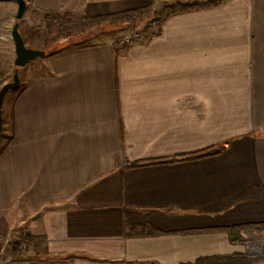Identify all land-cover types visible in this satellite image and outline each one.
Instances as JSON below:
<instances>
[{
	"label": "crops",
	"instance_id": "obj_1",
	"mask_svg": "<svg viewBox=\"0 0 264 264\" xmlns=\"http://www.w3.org/2000/svg\"><path fill=\"white\" fill-rule=\"evenodd\" d=\"M153 1L26 0L25 12L92 17ZM20 77L8 118L3 109L0 248L45 241L0 264H180L236 252L264 264V228L236 240L225 229L264 224V0L176 12L125 51L113 39L73 40Z\"/></svg>",
	"mask_w": 264,
	"mask_h": 264
},
{
	"label": "rangeland",
	"instance_id": "obj_2",
	"mask_svg": "<svg viewBox=\"0 0 264 264\" xmlns=\"http://www.w3.org/2000/svg\"><path fill=\"white\" fill-rule=\"evenodd\" d=\"M219 1L220 0H181L170 4L171 1L169 0H154L148 6L146 5L147 7L143 12L135 14L133 18L112 22V18H96L90 20L91 17L88 16L86 17L90 19L87 18L85 21L79 20L78 17L85 16L73 15L71 13H69L70 16H67L63 21H59L61 19H59L57 15L47 19L41 15H30L28 11L24 13L22 19H18L16 17L18 10L17 1L0 0V89L5 83L13 80L15 73L16 65L14 61L16 52L11 33L17 21L20 23L23 20L22 33L26 40L30 44L43 45L45 52H54L73 40L91 42L107 39H113L120 52L135 46V44L146 43L159 35L162 23L174 14L163 19L168 8L172 7L179 9L177 11L179 12L191 8L206 7L210 4L218 3ZM185 5L189 6L184 7ZM183 8L187 9L180 10ZM57 14L59 15L60 13ZM22 69L23 67L19 68V75H21ZM22 86L23 84L21 83L20 77L18 87L7 93L3 103L4 115L6 118L9 117L14 96ZM2 135L7 136L6 133H2ZM3 144L4 141L1 142L0 149L3 148ZM20 242H25L26 245L21 247ZM30 244H33V242L29 240V236H22L19 241H17L14 248L8 245L4 253L3 249L0 248V254L8 255L10 251H15L14 253L17 254L18 252L28 249ZM252 250L256 251L258 249L253 248Z\"/></svg>",
	"mask_w": 264,
	"mask_h": 264
},
{
	"label": "trees",
	"instance_id": "obj_3",
	"mask_svg": "<svg viewBox=\"0 0 264 264\" xmlns=\"http://www.w3.org/2000/svg\"><path fill=\"white\" fill-rule=\"evenodd\" d=\"M148 6V5H147ZM147 6H143V7H137V8H133V9H129V10H125V11H121V12H117V13H112V14H106V15H100V16H93L90 18L88 17H78L79 20H86L87 18L92 20V19H96V18H101V19H106V18H112V22H117V21H124V20H128L133 18V16L135 14H140L141 12H143L145 10V8ZM189 5H185L184 7H188ZM187 8H183L180 10H184ZM179 9H175V8H168L165 16L163 17V19H166L169 15L177 12ZM59 16V21H63L65 18H67V16L69 17L70 14L67 12H63L55 15H46V18H52V16ZM73 17V16H72ZM11 138H9L8 141H10ZM8 143V142H7ZM5 146L3 148L0 149V154L1 152L4 150ZM213 151L209 152L208 150L206 151H199L196 153H192V154H186V155H181L180 157L177 158H169V159H163V160H157V161H151L150 163H154V162H175L178 160H186V159H194L197 157H201L203 155H207V154H211ZM142 162H133L130 163L129 165H127V167H135L138 165H141ZM243 228H264V224H249V225H240V226H232V227H227L225 228L230 234L231 237L233 238V240L238 239L239 237L236 235V232L243 229ZM26 238V237H25ZM29 240L31 242H36V240H38V242H43L45 241V239L43 238V240L39 237H29ZM252 263V258L245 254V253H240V252H236L234 254H217V255H206V256H200L198 258H196L194 261H187V262H182L180 264H251Z\"/></svg>",
	"mask_w": 264,
	"mask_h": 264
},
{
	"label": "water",
	"instance_id": "obj_4",
	"mask_svg": "<svg viewBox=\"0 0 264 264\" xmlns=\"http://www.w3.org/2000/svg\"><path fill=\"white\" fill-rule=\"evenodd\" d=\"M18 3V10L16 17L21 19L27 8L26 0H16ZM12 38L14 41V47L16 52L15 58V73L13 80L5 83L0 89V138L3 133V103L7 93L13 89H16L20 83L19 68L27 65L29 61L46 54L44 49L30 48L25 44L24 38L19 30V21L15 22L12 28ZM250 254V253H249Z\"/></svg>",
	"mask_w": 264,
	"mask_h": 264
},
{
	"label": "built area",
	"instance_id": "obj_5",
	"mask_svg": "<svg viewBox=\"0 0 264 264\" xmlns=\"http://www.w3.org/2000/svg\"><path fill=\"white\" fill-rule=\"evenodd\" d=\"M26 244H25V242H20V246L21 247H23V246H25Z\"/></svg>",
	"mask_w": 264,
	"mask_h": 264
}]
</instances>
